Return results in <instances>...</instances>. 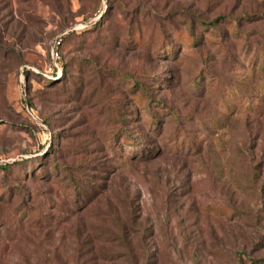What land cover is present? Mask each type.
<instances>
[{"label": "rangeland", "instance_id": "obj_1", "mask_svg": "<svg viewBox=\"0 0 264 264\" xmlns=\"http://www.w3.org/2000/svg\"><path fill=\"white\" fill-rule=\"evenodd\" d=\"M2 193L0 264H264V0H0Z\"/></svg>", "mask_w": 264, "mask_h": 264}, {"label": "trees", "instance_id": "obj_2", "mask_svg": "<svg viewBox=\"0 0 264 264\" xmlns=\"http://www.w3.org/2000/svg\"><path fill=\"white\" fill-rule=\"evenodd\" d=\"M202 24H203V27L205 26L206 27V29L207 30H209V31H211V30H217V28H216V25H215V23L214 22H212V21H210V22H202ZM193 28V22L191 23V25H190V31H191V35L194 37L193 38V43L194 44H198L199 43V37H197V36H194V33L192 32V29ZM173 53H174V51H172ZM258 69H263V67L261 66H258L257 67ZM66 80H67V82H69V83H71V84H73L74 83V81H72L71 80V76H70V78L69 79H67L66 78ZM51 82H53V80H51ZM145 90V93L148 95V91H147V89L145 88L144 89ZM32 107V106H31ZM148 107H149V105H148ZM156 115L154 114L153 115V117H155ZM154 120H157V118H155ZM138 144H141V142H138ZM56 162V165L58 166H61V164L58 162V160L57 161H55ZM10 164H12L11 162H8L7 164H5V165H2L1 166V169L4 171V172H9V169H10ZM35 164V163H34ZM38 164V163H37ZM36 165V164H35ZM36 167H39L38 165L36 166ZM62 169L65 171V175H66V177L67 178H69V177H71L70 176V173H69V171L66 169L67 167L65 166V165H63L62 164ZM47 174V171L45 170V169H42V167H41V175H46ZM70 182L72 183V186H73V192H71L70 194H74L75 195V201L76 202H79V199L82 197V196H84L85 197V199H86V201L89 199V196H91L92 194L91 193H88L86 190H84V189H81L80 188V185L78 184V182H76L75 181V179L74 178H71L70 179ZM87 183V187L88 188H92V189H94L95 191L96 190H98V189H96V186L93 184V183H91V182H86ZM7 185V192H8V194H9V196L8 197H6V200L8 199V200H10V198H11V195L13 194V193H15L14 192V190H18V193H20V194H22L23 195V202H22V207L23 206H25L23 209H24V214L23 215H25L27 218L26 219H23L22 217H20L19 218V220H18V224L22 221V220H28V221H32L31 223H33L34 225H37V226H40V225H43V224H46L47 223V220H48V218H49V214H44L45 216H42V214L41 213H38L37 211H36V209H35V207L34 206H32V205H30V197H29V193L26 191V189H24L21 185H19V184H6ZM97 188H99V185H97ZM3 193H5V192H3ZM0 194V196L1 197H4V194ZM12 222H16L17 223V220H16V218H14V216H12Z\"/></svg>", "mask_w": 264, "mask_h": 264}, {"label": "built area", "instance_id": "obj_3", "mask_svg": "<svg viewBox=\"0 0 264 264\" xmlns=\"http://www.w3.org/2000/svg\"><path fill=\"white\" fill-rule=\"evenodd\" d=\"M51 55L54 59V63H56V66H58L57 61L60 59V52L56 50V48H53L51 51Z\"/></svg>", "mask_w": 264, "mask_h": 264}]
</instances>
